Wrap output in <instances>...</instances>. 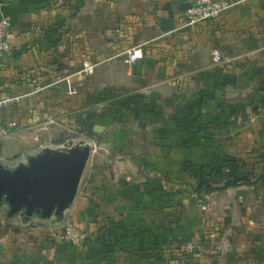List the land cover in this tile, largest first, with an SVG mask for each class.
<instances>
[{"label": "crops", "instance_id": "obj_1", "mask_svg": "<svg viewBox=\"0 0 264 264\" xmlns=\"http://www.w3.org/2000/svg\"><path fill=\"white\" fill-rule=\"evenodd\" d=\"M178 1L191 2L125 0V20H114L97 18L99 0H0V17L14 24L12 49L0 56V98L20 97L2 107L0 120L11 118L8 109L22 106L27 121L58 118L61 124H48L50 138H56L73 128L67 115L80 121L83 111L93 109L95 122L105 127L89 139V159L63 219L13 216L0 230V264H85L88 246L66 243L58 233L67 221L89 230L91 202L103 209L110 202L107 212L115 215L138 213V202L152 200L160 183L178 186V162L203 163L197 158L201 151L178 156L189 144L201 145L207 158L209 146L237 156L255 128L249 149L257 150L254 145L264 137V102L258 111L250 104L258 105L264 92V0H248L218 19L194 25H184ZM162 16L173 19L172 30H161ZM116 23L119 31L113 29ZM65 30L73 33L68 42ZM132 48L139 58L129 62L127 50ZM213 50L221 54V61L213 59ZM89 66L92 73L85 74L82 69ZM67 81L75 93L66 92ZM151 91L158 96L152 97ZM241 100L249 104L246 117H235L254 118L260 124L234 135L231 145L230 139L216 136L180 145L176 127L171 136L159 133V118H179V111L191 110L213 117L220 102ZM69 105L73 109L67 112ZM115 118L122 119L121 126ZM23 128L0 132L1 153L8 148L1 141L9 139V145L17 146ZM236 143L239 148H230ZM5 217L10 218L6 213ZM114 255L125 260L123 252Z\"/></svg>", "mask_w": 264, "mask_h": 264}, {"label": "rangeland", "instance_id": "obj_2", "mask_svg": "<svg viewBox=\"0 0 264 264\" xmlns=\"http://www.w3.org/2000/svg\"><path fill=\"white\" fill-rule=\"evenodd\" d=\"M97 6V18H105L107 16L114 20H125V0H99ZM112 25L108 29H111ZM116 26L117 23L114 24L113 29L119 31L120 27ZM64 35L67 42L69 41V37H73V33H69L66 30L64 31ZM67 70L70 71L71 68L67 67ZM262 94V100L258 96L257 103L259 107L264 102V92ZM229 98L232 99L233 97ZM66 109H68L67 112H70L73 106L69 105ZM7 111L6 114L11 115V118H2L1 121L6 133L14 131V128L19 125L24 127L20 131V136L17 135L19 139L17 146L12 147L9 145L7 141L9 139L1 141V146H7L8 148L3 153L0 150V163L8 169H14L19 165V162H25L26 158L35 156L43 147L50 145L55 137L53 135L50 138V127L48 124L60 123V120L58 118H36L35 121H27L28 118L24 117L25 110L22 106H17L16 111L14 110L15 112L11 109ZM118 111L121 113L123 110L118 109ZM67 116L68 118L65 119L71 121L68 124L73 126V128H70V132L78 133L83 137L79 124L80 121H77L78 118H69L70 116ZM115 119L118 120L117 125L121 126L122 119ZM253 120L254 118H236L233 116L230 118L228 124L223 125L220 130L216 131V135L214 136H216V139H230L227 140V143L231 145L234 135H243L248 131L249 127L252 128V124H256V127L260 124L259 120L258 122L257 120ZM162 122L166 123V126L171 127L170 130L174 127H176L175 131L179 129L176 126L177 121L175 122V118H162ZM32 123L33 126L29 125ZM252 131L248 132L246 136L247 144L245 147H242L244 148L243 151L237 153V156L234 157L242 159L247 170L264 173V137L257 140V146L254 145L257 150H250L251 141H253L252 136H254L256 129L253 128ZM261 136H264V131L261 132ZM209 138L214 139L213 136ZM233 146L239 148L240 143H236L230 146V148H233ZM201 148H203L201 145L194 146V143L192 145L189 144L188 148L179 151L178 156H181L180 152L191 156L194 152L197 154V152L200 153L201 151V154L197 158L205 162L207 153L203 154L204 151ZM50 149L53 151H68L69 147L61 144L52 146ZM208 149H210V157L215 151L223 152L216 146H209ZM225 153L228 152L225 151ZM87 168L89 170L90 167L87 165ZM177 178H179L178 186L165 184L163 188L165 190L185 189L189 184L196 185V181L193 180L192 175L188 172H181ZM252 180L255 182L252 185H239L229 187L230 189L205 192L201 198L194 193L184 196L183 203L186 211L190 213L192 212L191 209L198 211L201 221L200 231L204 233V238L200 237L199 234L201 233H197L191 238L188 237L186 240L178 238L179 240L156 248V251L152 253L155 254L153 255L154 257L148 255L141 259L133 258L134 256L130 258V256L126 255L124 260L119 255L112 260L114 261L113 264H264V183L256 181L255 177H252ZM223 183L219 179L217 182L212 183V186H222ZM190 200H194L193 205ZM5 213L6 206H0V225H2L0 226V230L7 228V225L11 222L10 219H13V216L6 219ZM6 231H9V228ZM156 255L157 257H155Z\"/></svg>", "mask_w": 264, "mask_h": 264}, {"label": "trees", "instance_id": "obj_3", "mask_svg": "<svg viewBox=\"0 0 264 264\" xmlns=\"http://www.w3.org/2000/svg\"><path fill=\"white\" fill-rule=\"evenodd\" d=\"M256 98L257 94L254 93L253 99ZM250 105L253 111H258L260 108L257 104ZM247 106L249 104L244 100L223 101L217 106V112L213 117H210L206 112L195 110L179 111V118H175L176 126L179 127L176 134V136L179 135L178 143L180 145L188 144L191 141L203 143L204 139L216 135L217 130L228 124L231 117L239 113L246 117ZM159 119L162 121V118ZM165 124L163 123L158 128L159 133L171 136V133L173 134L170 130L171 127ZM205 160L198 165L186 160L178 162V175L181 172L190 173L193 180L196 181V185L189 184L185 189L165 190L160 183L152 200L138 202L137 206L140 210L138 213L125 215L119 212L115 215L107 212L111 205L110 202L105 204L104 209L103 206L91 202L89 214L92 217L89 222L91 227L88 225L89 230L82 228L89 234L83 244V247L88 246L86 254L88 259L85 264H101L103 261V264H113L112 260L116 258L115 255L112 256L114 252H123L130 258L134 256L133 258L142 259L148 255H155L152 253L156 251V248L179 240L178 238L186 240L188 237H194L197 233H201L200 237L204 238V233L200 231L201 221L198 211L193 209H191V213L186 211L183 203L184 196L194 193L201 198L205 192L224 190L239 185H252L255 183L252 177H255L256 181L264 183L263 172L256 173L247 170L242 159H237L228 153L215 151L211 157L209 155ZM164 177L170 178L166 174ZM219 179L224 182L223 185L212 186V183ZM190 202L193 205L194 200H190ZM98 210L106 215H101Z\"/></svg>", "mask_w": 264, "mask_h": 264}, {"label": "water", "instance_id": "obj_4", "mask_svg": "<svg viewBox=\"0 0 264 264\" xmlns=\"http://www.w3.org/2000/svg\"><path fill=\"white\" fill-rule=\"evenodd\" d=\"M179 12L191 8V2L178 1ZM173 19L162 16L160 28L172 30ZM113 88V86H107ZM157 97V91H151ZM96 111L82 112L79 122L83 137L68 130L61 131L49 146L43 147L35 156L19 162L14 169L0 163V206H6V215L37 216L48 219L54 216L62 220L77 193L81 178L89 159L94 132L100 133L105 127L97 124ZM142 126L145 123L142 122ZM66 133V135H64ZM64 144L68 151H53L50 147Z\"/></svg>", "mask_w": 264, "mask_h": 264}, {"label": "built area", "instance_id": "obj_5", "mask_svg": "<svg viewBox=\"0 0 264 264\" xmlns=\"http://www.w3.org/2000/svg\"><path fill=\"white\" fill-rule=\"evenodd\" d=\"M246 0H191V8L184 12V25H194L202 21H208L225 14L234 6ZM14 24L8 17H0V56L8 53L12 49V34ZM215 61H221L222 56L217 50L212 51ZM139 58V52L136 48L127 50V61L134 62ZM85 74L92 73V66L82 69ZM66 92L73 94L76 89L71 82L67 81ZM19 96H4L0 98V111L2 107L19 102ZM1 121V120H0ZM0 132L5 134V129L0 125ZM59 238L78 247H82L89 234L80 228L75 222L68 221L58 233Z\"/></svg>", "mask_w": 264, "mask_h": 264}]
</instances>
